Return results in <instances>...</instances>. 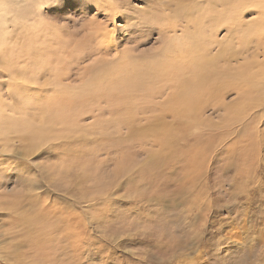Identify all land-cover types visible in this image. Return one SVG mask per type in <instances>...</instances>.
I'll return each instance as SVG.
<instances>
[{
    "label": "rangeland",
    "instance_id": "374dc122",
    "mask_svg": "<svg viewBox=\"0 0 264 264\" xmlns=\"http://www.w3.org/2000/svg\"><path fill=\"white\" fill-rule=\"evenodd\" d=\"M92 1L112 0H44L40 17L10 23L20 56L0 74V106L14 107L7 91L19 86L23 121L40 129L33 142L11 135L0 156V264H264V81L195 132L177 118L175 77L125 103L118 82L152 65L131 61L159 53L180 2L198 0H113L117 16ZM260 32L249 38L262 61Z\"/></svg>",
    "mask_w": 264,
    "mask_h": 264
},
{
    "label": "bare ground",
    "instance_id": "6f19581e",
    "mask_svg": "<svg viewBox=\"0 0 264 264\" xmlns=\"http://www.w3.org/2000/svg\"><path fill=\"white\" fill-rule=\"evenodd\" d=\"M24 1L25 2H22L20 0H16V1L0 0V74H1V72H4V71L6 72V70L8 68L7 65L11 66V63H12L11 55L13 53L16 55H19V54L14 52L13 46H12L13 44L11 45V43H10V42L16 43V47L18 49V47H19L18 43L20 41L18 42L16 37H14V39L12 41V38H11L12 37L11 36L12 29L10 28V23L17 22V21L20 22V21H24V20L26 21L27 18H30L31 16H33V14H35L34 17H36V18H37V16L40 17L39 11H41V7L45 3L44 0H24ZM81 1H83V0H81ZM190 2L191 1H189L188 4H183V2H180L181 8L180 7L178 8L176 14H175V12L173 13V15L177 17V18L176 17L174 18V23L173 24L171 23L169 26L164 28L163 32L165 34H163L161 32L163 36L167 34V36L169 37V34H170V38L172 40L169 43H167L168 38L165 39L163 37V40L165 39L167 41L165 43V40H164L165 46L161 49V51L159 53H157L156 55H152V57L146 56L142 61H141V59L132 60L131 64L130 63L127 64V65H129V64L133 65L134 64V65H137V67H140V66L144 67L147 63L151 62L152 65H149L147 67V70L145 69L146 67L144 69H141V70L138 68V70L143 75H137V74L133 75L132 74L133 76L132 75L131 76L129 75V77L125 76V81H126L125 85H122V84H120V82H118L117 86L119 88V91L123 95L122 97H119V100L120 99L125 100L126 102L125 101L124 102L127 103L128 101L130 102V99L128 97H130V98L133 97V94H135V93L137 95L138 94H140V95L144 94V92H145L144 89H147V91L149 92V85H151V87H152L157 80L160 81L163 78L164 79L169 78L170 83H171V80H173V78L175 77V80H177L176 95L178 96V101H176V102L178 103L177 104L178 109H180V111L176 110V111H178L177 118L180 119L179 122H181V120L183 119L182 123L184 125H188L189 131L191 129H193L195 132L197 130V128L199 129V126L197 124H200V122L198 119H200V117H202L204 114L210 113V114H217L218 116L219 115L221 116L220 110L224 109L226 111V109H230L232 107L231 105L238 103L237 101L239 99L246 97L247 94L245 91L247 89V86H252V87L257 88V89L262 88L263 85L261 84V81H262V83L264 81L263 80V78H264V51H263V56H262L263 60L261 61L260 55H259L260 52H259V54L255 53V52H257V50L254 51L253 46L251 47V45H254V44L252 43V38H249V36L253 37V35L255 33H256V35H257V33H260L259 35H257L259 38L258 40H262V39H260V37L262 35V33L260 31L263 32L264 30L260 28L259 23L264 22V0H198V1H196L197 3H190ZM90 6H91V8L95 7V9H97V10L104 8L106 11L109 10L114 15L118 11V8H116V6H115V1H113V0L112 1H106L105 3L104 2L100 3V2L94 1L93 4H91ZM148 8H150V6ZM246 15L251 16V17L254 16L255 19H252L251 21L246 22V17H247ZM115 16H117V15H115ZM124 20H125V18H124ZM259 20H263V21L258 22ZM34 23H35V21H34ZM257 25H258V27L255 29V27ZM21 26L20 27L22 29H24L25 32L27 31V28L32 27V26L28 27V24H26V22L24 23V25H21ZM251 27H253L254 30H252ZM18 28H19V26H18ZM14 30H15V27H14ZM222 30L225 33V35H222V33L220 34V31H222ZM20 32H23V31L20 30ZM114 34H116V33L114 32ZM106 36H108V33L106 34ZM109 36H110V33H109ZM238 37H244L245 41H243V44L248 45L247 46V52L250 50L251 55H250V57H247V58H250V60H247V58L243 59L242 56H244V55L241 52H239L240 50L238 51L236 48H233V46H231L232 44L235 45L233 39H237ZM34 41H36V38ZM34 41H33V44L36 45L34 43ZM256 45L259 46L260 41L256 42ZM17 52H19V51L17 50ZM240 56L242 57L241 60L246 61L245 63L244 62L242 63V62H240L241 60H238ZM133 58L134 57H132V59ZM153 70H155V71H153ZM156 72H159V73L156 74ZM13 73L14 72L10 73V75H7V76L8 77L12 76V78L15 79V77L13 76ZM4 74L5 73H2L1 77H4ZM114 79H115V77H114ZM110 80H111V78H110ZM119 80H120V78H119ZM10 82H12V81H10ZM164 83H165V81H164ZM4 84L5 83L2 82V83H0V86L2 87ZM56 84H58L56 86H59L61 83L57 82ZM166 85L168 86V84H166ZM162 87L163 86H161L159 88H162ZM154 88H156V87H154ZM154 88H153V90H155ZM5 89H6V87H5ZM162 89H160V90H162ZM62 90H64V89H62ZM109 90H112V89L108 87V88L104 89L103 92L102 91L101 92L102 93L105 92L107 95ZM95 91H93V92L96 93ZM112 91H114V90H112ZM83 92L85 93V95H88V94H86L85 91H83ZM140 92H143V93H140ZM20 93L21 92H20L19 86L17 88L9 89L7 91V96L10 98V100L17 101V103H14V107L11 104L6 105V107H5L6 110L1 108V106H0V156H1V154L6 155L10 151L9 150V147H11L10 141H12L11 135H14V134L17 135L16 137L20 139V142L22 140L26 141V142H33V141L37 140V138L39 136L38 128L40 129V127H39V125H37V123L28 124V123L23 121L21 107L19 106V104L23 103V101L21 100L22 98H20V96H19ZM60 93H61V91H60ZM102 93H99V91H98L96 96L98 95V97H99V94H102ZM109 93H108V97L112 96V93H110L111 95H109ZM232 93L236 95V98L239 97V99L237 101H235L234 103H232L231 105H229L228 102H227L228 104L226 103V99ZM147 95L149 98L150 93ZM247 96H249V95H247ZM0 98H1L0 101L5 103V100L2 99V95ZM53 98H55V97H53ZM100 98H102V95ZM100 98H99V100H101ZM138 98H139V96H138ZM107 99L109 100V98H106V100ZM131 99H133V98H131ZM171 99L173 101V97ZM176 99H177V97H176ZM18 100L21 101V103L18 104V102H19ZM95 100H98V98H96ZM69 101H73V100L70 99ZM239 104H241V103H239ZM62 105H63V103H62ZM70 106H71V104H70ZM259 106L260 107L264 106V101L263 102L261 101V105H259ZM167 108H168V106H167ZM238 108H239V106H238ZM31 109H32L31 121H33V122L38 121L39 124H42V120L37 119L35 116V113L37 111L36 106H34V108L31 107ZM169 109H170V107H169ZM176 109H177V107H176ZM170 110L172 111V109H170ZM173 110H174V108H173ZM150 111H152V109ZM160 111H161V109H160ZM166 111H165V113H166ZM3 112H4V114H3ZM12 112H13V114L16 113L17 117H15V116L12 117V115H11ZM7 113H9V114L11 113L10 114L11 116L8 117ZM161 116H162V114H161ZM173 116H174V114L172 115V117ZM235 117H236V115H235ZM158 118H160V116ZM240 118H243V117H240ZM169 119H170V117H169ZM175 121H177V120H175ZM47 122H48L47 124L50 123L49 121H47ZM49 125H51V124H49ZM184 125L182 126L181 129H183ZM158 130H161V129L159 128ZM179 130H180V128H179ZM183 130H181V131H183ZM233 131H231V132H233ZM152 133H154V131ZM160 133H162V132H160ZM183 133H184V131H183ZM230 134H232V133H230ZM151 135L153 136V134H151ZM198 135L201 136V134H198ZM154 136H155V134H154ZM166 137H167V135H166ZM181 137H183V136H181ZM227 137L228 136L226 134V138ZM168 138H170V137H168ZM168 138H167V140H168ZM192 138H193V136H192ZM195 138H193V139H195ZM230 138H231V136H230ZM175 139H177V138H175ZM180 140H181V142L184 143L185 140H187V139L182 138ZM160 141L162 142L161 139H160ZM18 142L19 141H17V143ZM167 144H170V142L169 143L167 142ZM181 144L182 143H180V145ZM240 144H241V141H240ZM175 145H177V144H175ZM232 145H234V144H232ZM232 149H231V151H232ZM16 151H17V149H16ZM179 151H180V149H179ZM180 153H181V151H180ZM11 154H12V152H11ZM16 159H18V158H16ZM31 193H34V192L31 191ZM24 221H25V219H24Z\"/></svg>",
    "mask_w": 264,
    "mask_h": 264
}]
</instances>
